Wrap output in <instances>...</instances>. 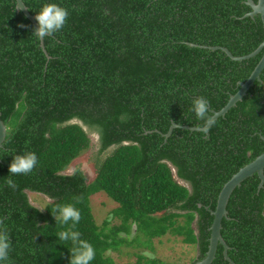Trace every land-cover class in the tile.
I'll return each mask as SVG.
<instances>
[{
	"label": "trees",
	"instance_id": "trees-1",
	"mask_svg": "<svg viewBox=\"0 0 264 264\" xmlns=\"http://www.w3.org/2000/svg\"><path fill=\"white\" fill-rule=\"evenodd\" d=\"M22 1L35 16L45 3L69 16L43 49L16 0H0L6 126L0 218L12 241L9 260L0 264H69L71 242L57 234L72 222L57 224L52 213L62 203L81 212L74 230L95 249L90 264H112L106 252L133 245L138 234L160 240L168 232L196 245L197 259L203 258L210 204L233 173L264 151V71L208 134L180 126L165 134L172 123L204 126L190 111L193 98L204 96L212 115L248 78L264 49L238 61L209 46L234 56L252 52L264 39L260 16L239 20L251 11L245 0ZM91 132L97 134L96 174L87 182L79 167L63 171L89 148ZM25 152H35L38 164L28 175L11 176L13 190L6 184L9 166ZM258 184L255 174L236 186L221 220L234 264H264V184ZM27 191L49 201L40 208ZM99 191L117 203L111 213L117 224H96L90 196ZM222 250L218 244L211 264H232ZM134 264L170 263L138 254Z\"/></svg>",
	"mask_w": 264,
	"mask_h": 264
},
{
	"label": "water",
	"instance_id": "water-1",
	"mask_svg": "<svg viewBox=\"0 0 264 264\" xmlns=\"http://www.w3.org/2000/svg\"><path fill=\"white\" fill-rule=\"evenodd\" d=\"M245 3L251 7V11L246 13V15H248L249 17L239 20H245L250 17H253L254 15H259L264 29V0H256V1L245 0ZM18 6L23 9L20 11H22L23 14L33 23V25L37 27L38 23L35 20V15L30 14V12L28 11L26 5L22 0H16V9ZM40 45L44 49L43 41L40 42ZM209 48L211 50L221 49L226 53L227 56H229L233 60L239 61L246 59L244 61H247L255 57L258 53H260L264 49V39L252 52L241 56H234L226 47L209 46ZM263 71H264V53L257 62V64L255 65L254 69L252 70L248 78L243 82H239L238 90L234 94H231L229 96V99L226 102V104L223 107H221L219 110L216 111L212 110V116L214 117L213 121L220 116H224L225 113L231 107H233L237 101L241 100L243 95L246 94V92L249 90V88L254 83V81L259 80V75ZM212 123L208 126L204 125L202 127L178 125L176 123H172L165 136H168L173 128L179 126L189 130H198V131L202 130L205 131L206 134H208V129L212 125ZM5 133H6V126L3 123V121L0 119V147L2 146V143L4 141ZM262 139L264 140V136H262ZM255 174H257L259 178L258 188H261L262 185L264 184V151L261 152L259 155H257L253 160L240 167L235 173H233L232 176L223 184L222 188L220 189V191L218 192V194L210 204L202 231L201 247L204 257L201 259H197L192 264H211L212 260L215 257L218 244H221L223 247L222 253L224 258L227 259L230 263L234 264L227 255V250L229 249V246L225 243L220 233L221 220L223 217L227 216L226 205L229 196L234 190V188L236 186H239L240 183H242L243 181L247 180L248 178H250ZM211 219H212V223L210 225ZM209 225H210V236H209V244L207 248V232Z\"/></svg>",
	"mask_w": 264,
	"mask_h": 264
},
{
	"label": "clouds",
	"instance_id": "clouds-1",
	"mask_svg": "<svg viewBox=\"0 0 264 264\" xmlns=\"http://www.w3.org/2000/svg\"><path fill=\"white\" fill-rule=\"evenodd\" d=\"M17 10H23L19 6ZM69 12L66 8L56 3H45L35 16L38 26L33 29V36L37 40L43 41L46 37L54 36L55 33L62 30L67 22ZM23 27V25H21ZM197 120L204 121L205 126L212 123L214 117L210 114L209 102L204 96L194 97L190 108ZM38 164V157L35 152H25L13 156L9 166V178L6 180L7 186L16 189V183L11 179L12 175H28ZM31 203V202H30ZM44 210V209H39ZM52 213L57 224L71 226L58 232L57 236L60 241L71 242V258L69 264H90L95 259V249L93 245L81 238V233L75 231V226L79 224L82 216L78 208L72 203H62L54 206ZM12 248V241L8 229L4 225L3 219L0 218V262L9 260V253Z\"/></svg>",
	"mask_w": 264,
	"mask_h": 264
},
{
	"label": "rangeland",
	"instance_id": "rangeland-1",
	"mask_svg": "<svg viewBox=\"0 0 264 264\" xmlns=\"http://www.w3.org/2000/svg\"><path fill=\"white\" fill-rule=\"evenodd\" d=\"M89 138V148L82 151L63 171L64 173H71L74 168L79 167L85 173L87 182L92 181L96 174L93 159L97 150V134L91 132L89 133ZM27 194L31 202L40 208L49 201L47 197L39 193L27 191ZM90 206L94 220L99 227L103 226L105 219H109L110 226L119 222V219L111 214L112 210L118 205L104 191H99L90 196ZM177 220L182 223L183 218H178ZM193 225L195 227V224ZM132 235H127L129 241L132 239ZM134 240L133 245L119 244V251L108 250L106 252V255L112 258V264H134L138 254H143L147 257H157L170 264H192L198 256L196 245L185 244L181 236L173 235L169 232L161 237L160 240L150 239L143 234H138ZM152 245H154V250H152Z\"/></svg>",
	"mask_w": 264,
	"mask_h": 264
}]
</instances>
